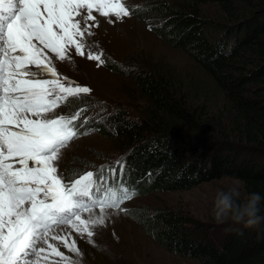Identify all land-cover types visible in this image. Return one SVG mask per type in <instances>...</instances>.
<instances>
[{
  "label": "trees",
  "instance_id": "trees-1",
  "mask_svg": "<svg viewBox=\"0 0 264 264\" xmlns=\"http://www.w3.org/2000/svg\"><path fill=\"white\" fill-rule=\"evenodd\" d=\"M204 3L220 12L208 18L199 6ZM154 9L150 15L167 22L163 28L169 37L184 43L224 94L222 106L190 110L184 94L177 96L163 77L141 74L137 85L147 103L142 117L83 93L70 98L72 106L91 111L75 126L123 148L119 169L126 179H139L141 191L168 192L235 178L244 189L241 199L261 195L264 216V0H192L186 8L163 4ZM105 65L117 71L114 61ZM136 213L167 249L202 264H264V220L245 227L230 218L214 233L181 213Z\"/></svg>",
  "mask_w": 264,
  "mask_h": 264
},
{
  "label": "snow or ice",
  "instance_id": "snow-or-ice-1",
  "mask_svg": "<svg viewBox=\"0 0 264 264\" xmlns=\"http://www.w3.org/2000/svg\"><path fill=\"white\" fill-rule=\"evenodd\" d=\"M94 12L108 23L132 14L125 0H0V264H40L48 249L64 264H79L49 242L82 255L75 240L52 235L55 229L69 226L92 243L107 209L125 211L121 205L135 195L118 186L100 197L96 173L73 178L60 167L62 149L81 133L74 124L79 112L58 109L91 89L72 86L53 61L69 59L70 49L85 55L86 36L99 27ZM102 56L87 51L98 66Z\"/></svg>",
  "mask_w": 264,
  "mask_h": 264
},
{
  "label": "rangeland",
  "instance_id": "rangeland-1",
  "mask_svg": "<svg viewBox=\"0 0 264 264\" xmlns=\"http://www.w3.org/2000/svg\"><path fill=\"white\" fill-rule=\"evenodd\" d=\"M125 3L132 14L122 21L108 23L106 18L93 13L97 16L99 27H93V35L86 36L89 48L85 49V55H77L74 49H70L69 59L62 62L54 60L58 74L75 82L72 86L89 87L91 92L88 94L97 97L96 101L101 100V103L106 102L115 108L126 109L135 117H142V109L147 105L137 85L141 74L143 77H163L170 83L177 96L184 94V100L190 110L199 105H206L209 110L217 111L224 103V94L215 86L209 74L198 66L184 43L169 37V30L163 28L167 22L162 18L159 21L150 15L159 5L186 8L192 0H125ZM199 6L208 18L220 12L218 6L213 3ZM145 18L149 23L144 21ZM110 19L115 20V17ZM88 50L102 52V58L111 56L117 71L106 67L104 63L98 66L97 61L87 59ZM71 109L67 107L63 111L68 113ZM82 135L62 149L63 159H60V167L66 169L70 176L73 173L79 174L94 161L117 154V159H122L123 148H115V141L109 137L100 133L84 132ZM115 168L124 183L130 190L134 188L137 194L128 202H124L125 208L121 206L125 211L107 209L105 225L95 229L94 245L90 244L87 237H82L69 226L56 228L52 235H65L69 243L75 240L82 253L80 256L63 247L58 240L51 242L79 264H202L195 258L182 256L167 249L153 235V226L135 216L136 212L146 209L153 213H181L192 222L209 226V231L213 230L215 233L216 229L219 233V226L222 227L230 218L223 222L215 219V194L241 182L235 178L222 177L200 181L188 189L147 192L138 189L139 179L135 182L130 178L126 179V174L119 169V165ZM98 172L106 174L104 166L100 167ZM241 191L243 197V186ZM94 210L93 216H99L100 209ZM44 247L47 248V245ZM44 254L48 255V259L40 261V264H64L61 258L51 254L50 249Z\"/></svg>",
  "mask_w": 264,
  "mask_h": 264
},
{
  "label": "clouds",
  "instance_id": "clouds-1",
  "mask_svg": "<svg viewBox=\"0 0 264 264\" xmlns=\"http://www.w3.org/2000/svg\"><path fill=\"white\" fill-rule=\"evenodd\" d=\"M144 21L149 23L147 18ZM117 156L118 154L97 162L108 158L117 159ZM241 188L242 185L237 182L216 192L213 200L215 219L218 222H223L226 218H231L234 222L242 223L245 227H254L264 220V216L260 215L259 207L262 198L259 193L253 192L241 199Z\"/></svg>",
  "mask_w": 264,
  "mask_h": 264
},
{
  "label": "bare ground",
  "instance_id": "bare-ground-1",
  "mask_svg": "<svg viewBox=\"0 0 264 264\" xmlns=\"http://www.w3.org/2000/svg\"><path fill=\"white\" fill-rule=\"evenodd\" d=\"M93 211H95V210L93 209ZM64 237H65V235H64Z\"/></svg>",
  "mask_w": 264,
  "mask_h": 264
}]
</instances>
